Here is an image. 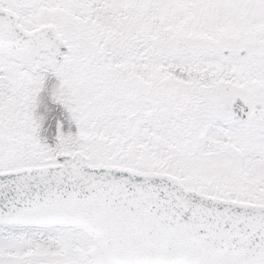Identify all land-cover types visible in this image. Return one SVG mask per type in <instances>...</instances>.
Instances as JSON below:
<instances>
[{"label": "snow or ice", "instance_id": "1", "mask_svg": "<svg viewBox=\"0 0 264 264\" xmlns=\"http://www.w3.org/2000/svg\"><path fill=\"white\" fill-rule=\"evenodd\" d=\"M0 264H264V0H0Z\"/></svg>", "mask_w": 264, "mask_h": 264}]
</instances>
